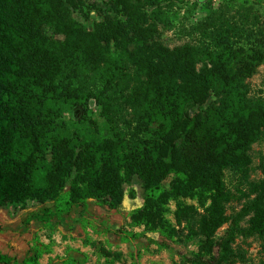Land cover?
<instances>
[{
  "label": "trees",
  "instance_id": "1",
  "mask_svg": "<svg viewBox=\"0 0 264 264\" xmlns=\"http://www.w3.org/2000/svg\"><path fill=\"white\" fill-rule=\"evenodd\" d=\"M170 2L112 0L125 20L88 29L71 14L74 0H0V208L35 200L39 211L22 223L49 228V242L35 235L20 259L0 249V264H41L56 223L73 212L86 235L97 232L94 207L125 209L123 185L134 175L143 205L131 211L130 229L115 230L124 242L147 239L163 249L201 237L198 250L180 254L182 264H231L243 258L232 247L236 237L264 239V154L261 178L250 179L251 146L264 136V97L252 96L246 81L264 54L242 41L254 37L260 46L264 32L213 11L191 26L195 41L170 49L158 30L171 28ZM90 101L101 126L77 129L64 118L83 119ZM202 194L211 202L199 216L178 201L182 229L161 216L169 199ZM236 199H244L241 207L226 214ZM83 244L94 243L86 236ZM76 253L86 258L68 246L59 264H83Z\"/></svg>",
  "mask_w": 264,
  "mask_h": 264
},
{
  "label": "rangeland",
  "instance_id": "2",
  "mask_svg": "<svg viewBox=\"0 0 264 264\" xmlns=\"http://www.w3.org/2000/svg\"><path fill=\"white\" fill-rule=\"evenodd\" d=\"M74 4L70 5L72 16L79 22L84 24L88 29H92L94 23L106 22L108 20H125V13L122 5L118 8L114 7L112 0H74ZM152 8L146 7L144 12H150ZM165 15L168 22L171 24L170 29L162 30L159 27L160 36L163 44L172 49L186 42H193L197 39V35L192 33L191 26L201 22L208 14L213 11L219 12L235 22L244 23L247 28L256 29L259 27L264 32V0H171L169 4H165ZM246 14L245 19L241 16ZM48 33L50 31L46 29ZM129 37L132 34L129 33ZM133 40H137L134 37ZM243 43L249 47H259L264 54V43L260 46L254 44V37L249 40L242 39ZM257 45V46H256ZM132 47V45H130ZM250 94L252 96L264 97V61L259 63L254 72L247 77ZM213 96L209 97L208 101L212 100ZM197 108H193L190 113L193 114ZM78 114L74 116L71 112H66L64 118L74 125L77 129L82 126L95 128L102 125V118L99 116V108L93 101H90L89 111L79 119ZM79 119V120H77ZM264 154V136L257 142L253 143L250 150L251 169L250 179L258 180L261 178L260 160ZM170 177L164 179L163 183L167 186L170 182ZM226 181L232 191L236 185V179L229 173L226 175ZM126 191L125 202L134 203V206L126 209V214L123 219H110L106 215L107 209L96 207L95 213L91 218L98 231H93L88 228L86 235L78 222V214L71 213L58 223H56L52 235L53 243V264H59V258L66 250V246L71 245L73 248L79 249L86 254L78 255L80 260L84 259L83 264H104L105 260H113L115 264H128L132 256L138 257L140 264H182L180 262L181 253H189L192 250H198V242L201 237H196L194 240L182 243H169L168 248L159 249L157 245L147 239H140L135 242H124L118 234H115L116 229H130V214L136 208H141L143 205L144 191L142 189V181L137 175L132 177L129 184L123 185ZM127 200V201H126ZM178 201L182 204L193 206L197 215L206 212L210 205L211 199L209 194H202L194 197H180L178 199H169L165 205V211L161 216L167 219L176 229H182L184 223L177 224L175 211ZM244 199L232 200L226 204V214L238 210ZM42 204L35 200H25L21 203L6 204L0 208V249L8 255L20 259L27 247L30 245L35 235L47 242L46 238L49 228L43 227L38 221H31L29 225L22 223V218L28 217L33 213H37ZM115 211V210H114ZM109 214V213H107ZM109 226L110 229L104 228ZM226 224L219 227L215 232V238L218 237ZM140 228L135 227L134 230ZM89 237L94 243L93 245H84L83 239ZM154 240L159 239V235H152ZM232 247L236 251L243 254V258H236V261L231 264H264V239L258 236L235 238ZM48 255H44L41 262L46 264Z\"/></svg>",
  "mask_w": 264,
  "mask_h": 264
},
{
  "label": "crops",
  "instance_id": "3",
  "mask_svg": "<svg viewBox=\"0 0 264 264\" xmlns=\"http://www.w3.org/2000/svg\"><path fill=\"white\" fill-rule=\"evenodd\" d=\"M127 201V200H126ZM134 206V203H131L130 204V202H125L124 201V206H125V209H123V210H121V211H114V210H108L107 208V213H109V214H107L106 213V215H109V218L110 219H112V218H114V219H119V217H120V219H123L124 218V215L126 214V209H128V208H131V206ZM96 207H98V206H95L94 207V209L96 208ZM102 208H105V207H102ZM94 213H95V211H94ZM93 215V214H92ZM91 214L89 215L90 217L92 216ZM30 216V215H29ZM26 218V217H25ZM23 219V218H22ZM91 219V218H90ZM119 219V220H120ZM32 222H33V220H32ZM27 226V225H26ZM102 226H104V224L102 225ZM104 227H108L109 229H110V227L109 226H104ZM117 230V229H116ZM40 237V236H39ZM51 237H52V239L54 240V238H53V235H51ZM46 238H47V236H46ZM41 239V238H40ZM48 239V238H47ZM42 240V239H41ZM43 241V240H42ZM43 242H45V241H43ZM47 242H49V239H48V241ZM47 242H45V243H47ZM31 244V243H30ZM69 247H72L71 245H68ZM68 246H66V248L68 247ZM73 248V247H72ZM52 253H53V246H52V251L50 252V253H45V254H43L42 255V257L40 258V263L42 264V262H41V260H42V258H43V256L44 255H48V257H47V261H46V264L48 263V261L50 260V259H52ZM65 253H66V250H65V252H64V254L62 255V256H64L65 255ZM78 255L79 254H77L76 253V256L78 257ZM62 256H60V257H62ZM139 264H140V262H139Z\"/></svg>",
  "mask_w": 264,
  "mask_h": 264
},
{
  "label": "water",
  "instance_id": "4",
  "mask_svg": "<svg viewBox=\"0 0 264 264\" xmlns=\"http://www.w3.org/2000/svg\"><path fill=\"white\" fill-rule=\"evenodd\" d=\"M125 198H126V196H125Z\"/></svg>",
  "mask_w": 264,
  "mask_h": 264
}]
</instances>
